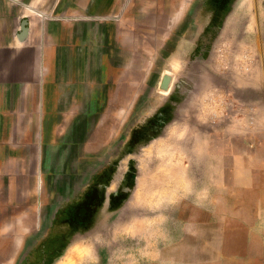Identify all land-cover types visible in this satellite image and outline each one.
<instances>
[{
    "label": "rangeland",
    "instance_id": "rangeland-1",
    "mask_svg": "<svg viewBox=\"0 0 264 264\" xmlns=\"http://www.w3.org/2000/svg\"><path fill=\"white\" fill-rule=\"evenodd\" d=\"M29 4L44 92L0 127V264H264V33H198L213 0Z\"/></svg>",
    "mask_w": 264,
    "mask_h": 264
},
{
    "label": "crops",
    "instance_id": "crops-1",
    "mask_svg": "<svg viewBox=\"0 0 264 264\" xmlns=\"http://www.w3.org/2000/svg\"><path fill=\"white\" fill-rule=\"evenodd\" d=\"M26 1L30 3L29 7L34 9L39 4L52 0H0V127H2L5 113L9 114L12 107H15V112L12 110L11 113L18 115L23 112L20 108L26 98L37 99L44 92L43 46L38 37L39 32L33 34L34 25L31 16L20 9L21 3ZM199 1L202 0H167L169 5L165 10L170 12L167 14L168 18L181 22L187 16L189 8ZM213 3L216 6L210 10V19L203 26L199 25L196 30L198 33L217 32L221 29L224 32L249 35L246 42H250L251 35L264 33V0H213ZM25 17L30 20V34L29 39L22 43L17 38V32L21 28V20ZM218 19H222L219 27ZM214 27L217 29L211 30ZM52 33L57 39V30ZM253 40L255 44L261 41V50H264L262 36L260 39L254 37ZM51 44L55 48L58 46L57 40ZM244 75L242 86L245 89L261 90V94H264V61H261V71L260 68L253 67ZM10 102L14 105L10 106ZM263 123L264 102L261 103V124Z\"/></svg>",
    "mask_w": 264,
    "mask_h": 264
},
{
    "label": "water",
    "instance_id": "water-1",
    "mask_svg": "<svg viewBox=\"0 0 264 264\" xmlns=\"http://www.w3.org/2000/svg\"><path fill=\"white\" fill-rule=\"evenodd\" d=\"M30 34V20L25 17L21 20V28L17 32V38L20 42H26L29 39Z\"/></svg>",
    "mask_w": 264,
    "mask_h": 264
}]
</instances>
